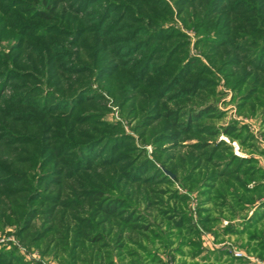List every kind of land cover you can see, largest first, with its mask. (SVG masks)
I'll return each mask as SVG.
<instances>
[{
	"label": "rangeland",
	"instance_id": "1",
	"mask_svg": "<svg viewBox=\"0 0 264 264\" xmlns=\"http://www.w3.org/2000/svg\"><path fill=\"white\" fill-rule=\"evenodd\" d=\"M46 2L55 7L48 19L33 10L34 0H0V105L6 116L0 118V264H70L67 253L54 254L48 237L39 239L48 217L38 214L62 187L66 192L56 204L70 201L68 212L77 210L72 231L86 219L89 235L102 232L96 225L106 214L99 205H113L129 190L124 180L104 200L93 201L98 192L88 195L91 204L80 188L66 197L76 183L67 179L66 163L79 159L119 164L120 175L137 181L140 194L150 193L155 210L169 212L175 190L188 194L197 229L201 209L213 218L221 209L235 211L236 197L216 196L226 190L213 172L231 171L241 161V172L264 173V0ZM58 147L65 154L50 156ZM183 160L188 192L166 178L174 180L168 167ZM109 171L112 180L115 167ZM95 177L88 189L99 187ZM250 181L249 188L256 179ZM205 185L211 197L201 195ZM137 195L114 212L144 221L145 197ZM130 238L139 240L135 233ZM114 239L102 242L113 245ZM80 246L87 256L88 244ZM105 249L97 251L102 259ZM137 254L124 263L141 262L145 253Z\"/></svg>",
	"mask_w": 264,
	"mask_h": 264
},
{
	"label": "trees",
	"instance_id": "2",
	"mask_svg": "<svg viewBox=\"0 0 264 264\" xmlns=\"http://www.w3.org/2000/svg\"><path fill=\"white\" fill-rule=\"evenodd\" d=\"M44 5V9H36L37 3ZM46 0H34V3H31L34 7L33 10H35L39 15V17L43 19L51 18L52 13L55 11V7L52 8L49 6V3H45ZM1 76V75H0ZM5 80V79H4ZM4 85V84H3ZM2 88V87H1ZM2 98V95H0V100ZM4 109H1L0 105V118H6L2 113ZM5 114V113H4ZM47 116H45L46 119ZM44 119V121H45ZM22 121V120H19ZM17 121V122H19ZM90 121L86 120L84 123H89ZM1 129V127H0ZM174 129V128H173ZM53 136H57V127H53L52 129ZM178 133L174 134V137L177 136ZM184 134H187L186 132ZM228 134V133H227ZM96 140V139H95ZM59 147L57 148L56 152L53 153V155H50L52 157H57L59 155L65 154V151H62V154L59 153ZM65 150V149H64ZM60 152V151H59ZM75 153H69L70 157H74ZM30 162V161H29ZM32 162V161H31ZM91 162V161H88ZM244 163V162H243ZM70 165V169L67 175L69 177L68 180L73 179V182L75 183V189L74 192L69 190L68 193H66V197H72L73 195H77L78 191L77 188H80L82 190H86L85 192H81L80 195L84 194V200L92 203V201H89L90 196H93L95 192H98V195L96 197H93V201L97 198H100L101 200H104V194L107 192H114L115 190L112 189V186H121L122 182L125 180L123 184V188L129 190L125 197H117V199H114L113 205H99L100 208L103 209L102 213L106 214V216L97 223L96 226L102 227V232L95 233V234H88L90 232V223L86 221V219H83L79 221V225L77 224L76 229L74 232L72 231V225L75 221L73 219V215H75L76 211L74 212H68L71 204H69L70 201H65L64 203L61 202V204H56V201L58 202L59 199H62L61 193L64 191L63 187L57 193L56 197L53 199L54 202L51 203L49 207H47L43 212V214H38V216H47V221L45 222V225L47 226L44 231L40 233L39 239L41 241H45V239L48 237V244L55 245L56 248H54V254L55 252L59 253H67L70 258V264H86V258L89 264H93V262L98 258H100L98 264H103L104 259L108 258L109 261L107 264H114L113 261V255L117 257L120 262L124 263V260L126 259H136L138 258L137 251H140V253H145V256L142 257L141 262L139 260H135L134 263L131 264H145L144 261L150 260L152 263L158 261V257L154 252H152L154 245L157 243L164 249L167 250V253L171 252V247H173L175 244L177 247L175 248L176 252H182L183 246L188 245V236L197 235V228L196 225L192 224V220L188 215V194L186 193H179L177 190H175L173 193H171V197L169 198L170 207L171 209L168 211L162 210H155L153 209L154 206L153 202H150L148 197L150 196V193L147 194H140L139 190H136L134 188V185H137V181H131L126 176L120 175V166L119 164H114L113 161H108L107 163L104 161H101L99 164L89 163V165L86 164V162L81 161L80 159L77 160L76 163H66ZM242 165V162L239 161L235 167V169H232L231 171H228V169H223L221 171H218L217 173L213 172L216 179L220 180L219 182L221 184H224V189L226 190L225 194L219 195L216 193V196L222 197L223 199L226 198L227 195H230L232 198H235L238 200L236 202V205L238 208H241L242 210L245 209L246 204L253 205L256 199H260L262 196H264V173L256 170L258 168L253 169L252 173L247 172H241L240 167ZM16 166V164L14 165ZM111 166L115 167V175L113 176L112 180H109L111 178H108L106 175L110 174L109 168ZM86 168V169H85ZM96 168H103L102 174L98 175L96 173ZM95 170V171H94ZM168 170L174 175V180L169 179L167 180L169 183L175 184L177 182L181 183V186L183 189H186L188 192V163L186 160H183L182 165L173 164L172 168L168 167ZM230 170V169H229ZM255 170V171H254ZM259 173V174H257ZM96 174V175H95ZM240 175H243L246 179H241ZM94 176L97 179V184L99 187H93L91 189L90 186L92 185ZM110 176V175H109ZM242 176V177H243ZM91 179V182L90 180ZM256 179L254 184L251 188H249L248 184L251 183L250 180ZM130 184V185H129ZM148 184V182L146 183ZM132 185V186H131ZM204 190L201 191V195L204 198L211 197V195L208 192V189L206 188V185L203 186ZM134 188V191H131ZM141 188V187H140ZM139 189V188H138ZM216 185L214 186L213 190H216ZM241 190V191H240ZM1 191V189H0ZM2 192V191H1ZM66 192V191H64ZM101 192V193H100ZM122 190L119 191L121 193ZM135 193V195L138 193L137 197L138 199L141 198L140 195H144L146 202V206L144 211V214L142 216L146 224H142L141 222H132L130 219L134 215V210L136 208H132L130 210L133 215H129L126 217L121 216L118 212H114L115 207L119 206V212L121 210H124L127 208V200L128 198H131V193ZM79 195V196H80ZM73 196V197H74ZM13 195H10L8 198H13ZM66 199V198H64ZM73 200V199H70ZM110 201V200H109ZM112 202V201H110ZM115 204V205H114ZM127 205V206H126ZM261 206L264 208V202L261 204ZM60 211V212H59ZM157 211V215L155 212ZM31 209L28 210V214H31ZM166 214H165V213ZM69 213V214H68ZM147 214V215H146ZM120 215V216H119ZM119 216V217H118ZM199 223L201 225H206L207 222H209V218H203L201 215V212H199ZM118 217V218H117ZM150 217H155L154 221L151 219H147ZM157 218L158 221H157ZM26 219V223H27ZM114 220V221H113ZM118 220V221H115ZM150 223V224H149ZM83 228V229H82ZM130 233L137 234V238L139 240L133 241L130 238ZM110 238L114 237V244L110 245V243L102 242L104 238ZM68 240V241H67ZM71 240V243H70ZM88 244L89 251L87 253V256L85 254V248L81 247V242ZM101 245H98L100 244ZM133 243V244H132ZM66 244H69L70 248H66ZM128 245H134L137 244V251H129L126 249V246ZM146 244H149L152 246V249L147 251ZM66 246V247H65ZM145 246V247H144ZM62 247V248H61ZM106 248L105 252L103 253V259L98 256V248ZM48 248V246L46 247ZM127 250V251H126ZM50 251V250H49ZM49 251H45L48 253ZM98 256V257H97ZM77 258L78 262H77Z\"/></svg>",
	"mask_w": 264,
	"mask_h": 264
},
{
	"label": "crops",
	"instance_id": "3",
	"mask_svg": "<svg viewBox=\"0 0 264 264\" xmlns=\"http://www.w3.org/2000/svg\"><path fill=\"white\" fill-rule=\"evenodd\" d=\"M264 198L256 199L254 204H246L245 209L236 207L231 212L221 209L220 214L199 210L203 218H209L206 225H201L197 235L188 236V245L182 252H176L175 244L171 252L163 254L166 249L158 243L152 252L158 261H144L145 264H259L264 262ZM191 216L190 213H188ZM191 218V217H190ZM192 220V219H191ZM223 223L226 225L223 226ZM233 251H240L248 259H236ZM127 260V259H126ZM125 260V261H126ZM127 264V263H120Z\"/></svg>",
	"mask_w": 264,
	"mask_h": 264
},
{
	"label": "built area",
	"instance_id": "4",
	"mask_svg": "<svg viewBox=\"0 0 264 264\" xmlns=\"http://www.w3.org/2000/svg\"><path fill=\"white\" fill-rule=\"evenodd\" d=\"M233 257L236 259H248L250 258L246 257V255L240 251H233ZM259 264H264V262H260Z\"/></svg>",
	"mask_w": 264,
	"mask_h": 264
},
{
	"label": "water",
	"instance_id": "5",
	"mask_svg": "<svg viewBox=\"0 0 264 264\" xmlns=\"http://www.w3.org/2000/svg\"><path fill=\"white\" fill-rule=\"evenodd\" d=\"M165 173H166L167 175H169L171 178H173V175H172V174H170V173H168V172H166V171H165Z\"/></svg>",
	"mask_w": 264,
	"mask_h": 264
}]
</instances>
